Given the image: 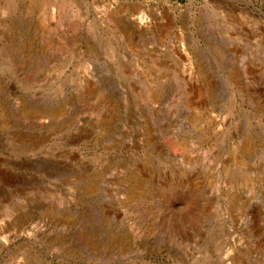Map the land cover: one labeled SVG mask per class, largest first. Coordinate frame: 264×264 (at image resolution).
Returning <instances> with one entry per match:
<instances>
[{
  "label": "rangeland",
  "instance_id": "374dc122",
  "mask_svg": "<svg viewBox=\"0 0 264 264\" xmlns=\"http://www.w3.org/2000/svg\"><path fill=\"white\" fill-rule=\"evenodd\" d=\"M0 264H264V0H0Z\"/></svg>",
  "mask_w": 264,
  "mask_h": 264
}]
</instances>
